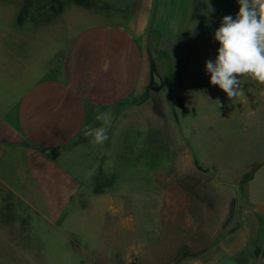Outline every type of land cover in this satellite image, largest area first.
I'll return each instance as SVG.
<instances>
[{
	"label": "crops",
	"instance_id": "1",
	"mask_svg": "<svg viewBox=\"0 0 264 264\" xmlns=\"http://www.w3.org/2000/svg\"><path fill=\"white\" fill-rule=\"evenodd\" d=\"M157 1L0 0V237L7 251L39 252L49 264H111L98 245L81 240L88 216L81 206L90 198L98 199L91 213L99 227L111 228L113 221L136 227L137 214L126 212V182L117 179L121 147L114 151L109 143L89 166H80L76 156L91 144L86 128L108 126L96 120L97 109L113 123L153 83L148 43ZM214 6L225 11L219 0ZM262 88L250 80L233 102L245 133L234 139L244 148L258 145ZM110 126L108 141L116 128ZM263 146L255 156H264ZM263 175L261 162L244 194L233 184L235 234L252 217L264 219V200L251 193ZM94 176L99 182L110 176L112 184L94 189ZM47 235L58 237L53 244L60 249L47 247ZM33 258L20 255L25 264L40 262Z\"/></svg>",
	"mask_w": 264,
	"mask_h": 264
},
{
	"label": "rangeland",
	"instance_id": "2",
	"mask_svg": "<svg viewBox=\"0 0 264 264\" xmlns=\"http://www.w3.org/2000/svg\"><path fill=\"white\" fill-rule=\"evenodd\" d=\"M215 1H157L148 43L153 83L121 109L110 124L116 126L110 141L91 143L76 156L80 166H89L109 143L114 151L122 149L117 179L126 182V212L137 214L136 227H115L116 221L111 228L99 227L91 213L98 199L81 206L88 215L81 240L98 245L111 264L129 259V264H264V219L252 217L234 233L238 191L233 185L244 194L246 181L264 162V156H255L264 145V118L257 125L256 147L244 148L234 139L243 121L234 118V100L210 83L206 61H215L220 45L214 32L224 16L235 18L239 4L219 0L225 10L220 12ZM241 80L244 90L250 79ZM110 159L114 163L116 155ZM90 184L107 188L112 177L99 182L94 176ZM251 191L264 200V175ZM46 237L48 248L60 249L53 244L58 237ZM7 244L0 237V264L27 263L21 254L42 260L39 252H9Z\"/></svg>",
	"mask_w": 264,
	"mask_h": 264
},
{
	"label": "clouds",
	"instance_id": "3",
	"mask_svg": "<svg viewBox=\"0 0 264 264\" xmlns=\"http://www.w3.org/2000/svg\"><path fill=\"white\" fill-rule=\"evenodd\" d=\"M238 4L235 18L224 16L214 32L220 45L215 61H206L210 83L232 100L245 94L241 77L264 86V0H238ZM259 94L264 96V88ZM97 112L96 120L110 126L108 115ZM108 126L88 127L84 135L94 145H103L109 139Z\"/></svg>",
	"mask_w": 264,
	"mask_h": 264
},
{
	"label": "trees",
	"instance_id": "4",
	"mask_svg": "<svg viewBox=\"0 0 264 264\" xmlns=\"http://www.w3.org/2000/svg\"><path fill=\"white\" fill-rule=\"evenodd\" d=\"M197 166H198V168H199L200 170H202V169H203V168H202V167H201L199 164H198Z\"/></svg>",
	"mask_w": 264,
	"mask_h": 264
}]
</instances>
